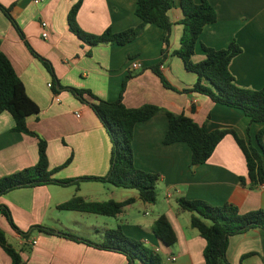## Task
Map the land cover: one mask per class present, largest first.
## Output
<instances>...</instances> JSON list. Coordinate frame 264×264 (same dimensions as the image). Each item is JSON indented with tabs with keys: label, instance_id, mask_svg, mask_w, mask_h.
Segmentation results:
<instances>
[{
	"label": "crops",
	"instance_id": "0c3cea01",
	"mask_svg": "<svg viewBox=\"0 0 264 264\" xmlns=\"http://www.w3.org/2000/svg\"><path fill=\"white\" fill-rule=\"evenodd\" d=\"M201 1L195 0L196 3ZM208 1L216 10L217 21L204 28L193 61L205 57L201 43L220 49L236 39L242 47V52L230 65L236 82L244 87H263L264 0ZM74 2L0 0L11 8L32 47L51 61L63 86L89 89L107 101H115L122 95L128 107L150 103L175 113L185 112L198 123H205L207 131L233 129L240 138L261 151L257 134L264 123L251 122L242 109L216 103L207 95L182 91L192 87L198 76L186 69L181 57L171 54L179 48L183 32L180 0H175L170 10L174 22L170 54L160 66L177 90L165 87L151 68L162 58L160 26L147 25L137 38L126 44L91 45L69 28L68 13ZM136 3L137 0H83L77 22L83 30L93 34H100L108 27L118 32L142 21L135 12ZM42 20L47 22L46 38L42 36L45 30ZM0 51L10 59L28 95L40 107L39 113L27 117V124L47 141L53 177L105 175L112 153V142L105 127L88 102L80 100L70 90L53 88L48 69L31 53L1 9ZM133 60L141 61L144 67L132 68ZM168 126V116L160 112L147 121L138 122L134 128L135 166L160 175L156 188L162 191L164 202L159 203L156 217L152 219L137 214L136 206L153 205L158 198L153 203L146 202L138 192H121L118 186L97 180L65 186L51 183L16 188L1 195L0 203L9 207L15 223L24 231L45 225L100 241L107 229L120 225L128 236L143 241L153 250L158 248L164 264H205L206 240L191 225V212L181 209L177 198L204 199L214 205L229 202L245 213L264 209V183L250 187L247 161L233 134L225 135L206 162L192 165L191 149L186 143L164 142ZM14 127L12 114L0 112V177L33 166L39 158L38 139L15 131ZM262 139L264 142V135ZM261 154L264 162V153ZM242 176L245 183L241 182ZM75 195L88 200L122 201L133 197L135 201L117 216L101 215L104 218H98L99 225L90 223L93 234L88 236L77 233V228L70 225L71 222L79 223L67 214L70 210L57 207ZM161 214L167 216L176 232L177 241L173 245H165L152 230L153 222ZM0 226L19 239L20 245L14 247L21 250L25 264H129L123 253L96 248L60 234L48 235L33 229L28 238L23 237L12 229L2 213ZM169 256H176V259L169 260ZM227 258L231 264H264V229L255 227L230 236ZM11 262V257L0 245V264Z\"/></svg>",
	"mask_w": 264,
	"mask_h": 264
},
{
	"label": "trees",
	"instance_id": "16d2710c",
	"mask_svg": "<svg viewBox=\"0 0 264 264\" xmlns=\"http://www.w3.org/2000/svg\"><path fill=\"white\" fill-rule=\"evenodd\" d=\"M83 0H75L68 13L69 28L81 40L91 45L101 43L126 44L137 38L149 24L162 28V58L151 68L159 76L163 85L177 90L162 73L160 66L170 54V39L173 21L170 10L175 6V0H137L136 14L142 21L124 30L113 32L110 27L100 34L83 30L77 22V13ZM183 13L181 24L183 32L178 49L171 52L182 58L185 67L197 74V80L183 92H197L209 96L214 102L242 109L251 122L264 123V86L250 88L239 85L231 72L232 60L242 52V47L233 39L225 48L216 49L201 43L205 51L204 59L193 61L200 35L204 28L217 21L215 8L208 0L196 3L195 0H180ZM0 9L11 21L25 44L48 69L55 90H70L76 97L89 103L105 127L112 142L110 168L102 176H81L77 178L58 179L53 177L49 169L47 156V141L39 133L31 130L27 124L29 115L40 111L39 105L28 95L22 79L17 74L7 55L0 51V112L8 111L15 120L14 130L35 136L38 139L39 158L35 165L18 172L0 177V196L16 188L56 183L60 185L79 184L83 180H97L112 185L138 190L139 197L146 202L157 200L158 173L147 172L135 166L132 145L135 125L147 121L156 114L163 112L169 118V126L164 136L165 143L184 142L191 149V164L199 165L206 162L213 154L219 142L226 134L235 137L243 151L247 166L250 187L264 183V126L259 130L257 139L261 147L259 151L251 143L239 137L233 129H215L207 131L205 123H198L185 112L175 113L155 104H143L138 107H128L122 95L115 101H107L96 96L89 89L63 86L57 77L50 60L38 53L27 40L22 27L12 14L10 7L0 3ZM127 78L123 82V90ZM122 90V92H123ZM91 97V100L87 99ZM68 162V161H67ZM245 183V177H241ZM135 201L129 197L118 201L88 200L80 195L57 205L59 209L81 211L98 215L117 216L124 207ZM179 207L191 212V225L196 228L206 240L204 249L205 264H231L227 258L229 238L243 233L251 228L264 229V209L251 210L242 213L239 208L229 202L214 205L204 199H189L180 196L176 200ZM0 213L8 220L14 231L28 238L33 229L45 234H60L75 241H83L93 247L123 253L129 264H164L159 252L148 247L143 241L128 236L119 225L105 231L100 241H93L67 231H57L45 225H36L24 231L15 223L11 211L6 204L0 203ZM154 234L165 244L173 245L177 241L176 232L165 214L159 215L152 225ZM0 245L11 257V264H25L21 250L15 248L7 239L5 230L0 226ZM28 249V248H27Z\"/></svg>",
	"mask_w": 264,
	"mask_h": 264
},
{
	"label": "rangeland",
	"instance_id": "374dc122",
	"mask_svg": "<svg viewBox=\"0 0 264 264\" xmlns=\"http://www.w3.org/2000/svg\"><path fill=\"white\" fill-rule=\"evenodd\" d=\"M118 189L123 192H131V191H135L138 192V190L136 189H132V188H123V187H118ZM157 202L152 204H149L147 206H141V205H137L136 206V210L135 212L141 216H145L148 219H152L154 217H156V208H158L159 203H163L164 198H163V194L162 191H160V189H157ZM154 206V207H153ZM146 211H148V213H146ZM146 213V214H145ZM67 214H71V216L74 217V219H77L79 221V223H72L70 225H72L73 227L77 228V233L79 234H83V235H88L91 236L93 234L92 227L89 226L90 223H95L96 225H99L101 222L98 220V218H104V216L101 215H96L93 213H83V212H72V211H68ZM76 215V217H75ZM7 235V239L8 241L15 247L19 246V239L14 237L10 231L6 232Z\"/></svg>",
	"mask_w": 264,
	"mask_h": 264
},
{
	"label": "built area",
	"instance_id": "2783aa9c",
	"mask_svg": "<svg viewBox=\"0 0 264 264\" xmlns=\"http://www.w3.org/2000/svg\"><path fill=\"white\" fill-rule=\"evenodd\" d=\"M38 1L39 0H35V2H38ZM41 25L43 26V28H45V30L42 32V36L44 38H46L48 36V31L46 30L47 22L45 20H42L41 21ZM131 67L134 68V69L143 68L144 67V64L141 61L133 60L131 62ZM49 85L51 86V84H49ZM31 243L35 244L36 243V240H31ZM155 251L156 252H159V249L156 248ZM168 259L169 260H175L176 259V256H169Z\"/></svg>",
	"mask_w": 264,
	"mask_h": 264
}]
</instances>
